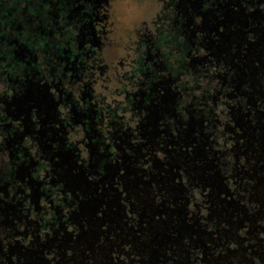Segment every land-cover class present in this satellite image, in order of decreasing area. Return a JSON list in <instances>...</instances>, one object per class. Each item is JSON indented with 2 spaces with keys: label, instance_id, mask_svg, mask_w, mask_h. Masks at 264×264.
I'll return each mask as SVG.
<instances>
[{
  "label": "flooded vegetation",
  "instance_id": "flooded-vegetation-1",
  "mask_svg": "<svg viewBox=\"0 0 264 264\" xmlns=\"http://www.w3.org/2000/svg\"><path fill=\"white\" fill-rule=\"evenodd\" d=\"M113 2L0 0V264H264V0Z\"/></svg>",
  "mask_w": 264,
  "mask_h": 264
},
{
  "label": "rangeland",
  "instance_id": "rangeland-1",
  "mask_svg": "<svg viewBox=\"0 0 264 264\" xmlns=\"http://www.w3.org/2000/svg\"><path fill=\"white\" fill-rule=\"evenodd\" d=\"M128 0H114L113 4L114 5V16L118 19H122L127 17L126 14H134L135 12H140L141 7L137 6L134 3V0H129V3L126 2ZM149 6V5H148ZM124 7V8H123ZM125 14V15H123Z\"/></svg>",
  "mask_w": 264,
  "mask_h": 264
}]
</instances>
